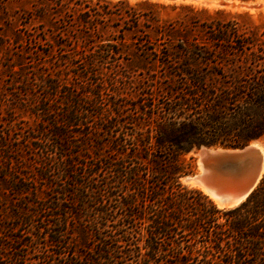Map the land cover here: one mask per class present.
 Masks as SVG:
<instances>
[{"label": "trees", "instance_id": "1", "mask_svg": "<svg viewBox=\"0 0 264 264\" xmlns=\"http://www.w3.org/2000/svg\"><path fill=\"white\" fill-rule=\"evenodd\" d=\"M60 1L54 3L59 9ZM140 5L155 6H135ZM74 8L85 32L96 31L107 17L127 25L139 17L127 1L77 0ZM29 15L46 16L40 8ZM165 35L178 36L180 44L174 54L157 58L169 81L143 113L139 132L116 131L120 124L102 109L90 124L73 90L55 100L56 84L35 98L38 123L29 129V161L36 172L29 175V186L15 178H1L0 185L24 200L29 195L31 211L21 221L29 219L36 234L14 236L9 232L18 226H0V264L28 261L20 254L29 246L24 235L45 242L30 264H264V175L250 196L230 209H218L199 189L180 183L193 172L189 155L199 148H239L264 137V33L248 37L234 22L217 24L208 27L202 46L189 47L182 45L187 35ZM29 46L67 66L95 62V55H85L87 43L69 53L56 42L57 53L34 35ZM4 143L0 137V149ZM78 167L84 172L78 174ZM2 186L0 205H8L10 217L19 220L24 209Z\"/></svg>", "mask_w": 264, "mask_h": 264}, {"label": "rangeland", "instance_id": "2", "mask_svg": "<svg viewBox=\"0 0 264 264\" xmlns=\"http://www.w3.org/2000/svg\"><path fill=\"white\" fill-rule=\"evenodd\" d=\"M55 1L0 0V137L5 139L4 147L0 149V179H24L28 186L29 175L36 172L29 161V129L38 123L33 115V105L38 101L35 98L45 95L44 89L48 85L58 86L59 94L54 97L58 102L68 90L77 93L83 100L84 110L89 112L90 124L95 122L96 113L102 109L120 124L116 131L139 132L143 113L150 112V106L159 100L163 84L169 81L168 72L157 58L174 54L180 44L178 36L173 40L165 32L187 35L182 45L188 47L192 44L202 46L208 27L217 24L224 26L234 22L239 26V33L248 37L264 33V0H104L112 4L127 1L139 14L138 22L127 25L123 19L112 16L97 25L96 31L88 32L79 24L74 8L77 0H61L63 6L60 9ZM141 2L155 6H135ZM35 8H40L46 14L45 18L29 15ZM119 8L126 10L124 5ZM34 35L44 38L57 53L56 42L63 44L65 48L61 50L69 53L79 51V44L87 43L90 46L85 55H95V62L93 66L59 64L29 46V36ZM87 111L81 112L82 118L87 116ZM153 112H157L156 107ZM85 128L83 125L79 131ZM76 139L82 140L81 137ZM189 156L194 158V170L180 178V183L196 188L183 182L198 171L196 152ZM82 172L84 168L78 167L77 173ZM54 175L58 176L57 172ZM5 188L2 186V193H8ZM8 194L13 198L12 202L24 210L18 212L20 218L17 220L10 217L8 205H0V226L5 229L18 226L19 231L9 232L14 236L29 231L33 236L36 231L29 227V219L27 223L21 221L24 214L29 215L31 211L29 195L24 200L12 191ZM42 196L40 192L39 197ZM24 236V242L29 246L22 248L20 254L26 256L25 264L34 263V258L43 252L45 242ZM72 239L77 241L78 237ZM18 246L19 243H13V247Z\"/></svg>", "mask_w": 264, "mask_h": 264}, {"label": "water", "instance_id": "3", "mask_svg": "<svg viewBox=\"0 0 264 264\" xmlns=\"http://www.w3.org/2000/svg\"><path fill=\"white\" fill-rule=\"evenodd\" d=\"M196 155L198 171L185 179L234 207L250 196L264 175V137L239 148L201 147Z\"/></svg>", "mask_w": 264, "mask_h": 264}, {"label": "bare ground", "instance_id": "4", "mask_svg": "<svg viewBox=\"0 0 264 264\" xmlns=\"http://www.w3.org/2000/svg\"><path fill=\"white\" fill-rule=\"evenodd\" d=\"M183 182L186 184H189L190 186H193V187L200 189L204 194H206L213 201L215 206L219 209H230V208L234 207V204L228 205V204L221 203L216 198H214L212 195L207 194V192L204 190V188H202L199 184H197L193 181H187L186 179H183Z\"/></svg>", "mask_w": 264, "mask_h": 264}]
</instances>
